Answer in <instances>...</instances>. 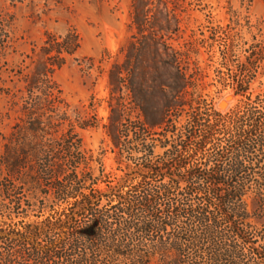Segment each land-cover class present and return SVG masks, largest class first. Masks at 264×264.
<instances>
[{
	"label": "trees",
	"instance_id": "16d2710c",
	"mask_svg": "<svg viewBox=\"0 0 264 264\" xmlns=\"http://www.w3.org/2000/svg\"><path fill=\"white\" fill-rule=\"evenodd\" d=\"M248 90L225 115L169 99L133 122L120 103L108 174L73 128L47 132L53 102L25 107L1 155L0 264H264V95Z\"/></svg>",
	"mask_w": 264,
	"mask_h": 264
},
{
	"label": "rangeland",
	"instance_id": "374dc122",
	"mask_svg": "<svg viewBox=\"0 0 264 264\" xmlns=\"http://www.w3.org/2000/svg\"><path fill=\"white\" fill-rule=\"evenodd\" d=\"M241 85L252 99L264 95V0H0V162L23 109L40 99L55 107L42 118L60 123L47 132L73 128L108 174L120 103L133 122L145 119L143 107L162 120L169 99H202L225 115Z\"/></svg>",
	"mask_w": 264,
	"mask_h": 264
},
{
	"label": "water",
	"instance_id": "95a60500",
	"mask_svg": "<svg viewBox=\"0 0 264 264\" xmlns=\"http://www.w3.org/2000/svg\"><path fill=\"white\" fill-rule=\"evenodd\" d=\"M230 100H231V97L227 98L226 101H224V102H222V103L220 104V107H221L222 109L226 108V107H227V104H228V101H230Z\"/></svg>",
	"mask_w": 264,
	"mask_h": 264
}]
</instances>
